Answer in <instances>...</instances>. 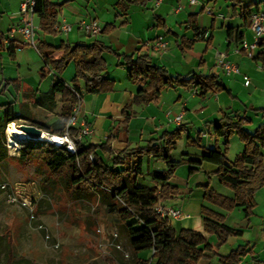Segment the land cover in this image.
I'll use <instances>...</instances> for the list:
<instances>
[{"label":"crops","instance_id":"crops-1","mask_svg":"<svg viewBox=\"0 0 264 264\" xmlns=\"http://www.w3.org/2000/svg\"><path fill=\"white\" fill-rule=\"evenodd\" d=\"M48 1L57 10L55 26L66 24L70 30L68 32L53 30L55 34L47 35L42 32L41 21L34 14L35 46L39 43H45L51 47H58L61 44L91 45L97 41L110 49L109 52L102 54V58L107 67L106 77L113 82L112 90L100 93L91 92L89 85L85 82L79 83L81 106L76 115L74 127H80L82 123H85L89 128L90 135L83 137L81 141L84 146L101 145L108 137L114 135V139L110 142V149L112 155H116L126 146L134 147L138 145H133L136 142L141 143L157 138L162 132L174 130L179 125L183 130V136V132L191 123H196V118L202 128L194 138L189 136L187 139L197 145H195L197 153H185L184 161L199 162L201 148H221L223 140L212 136V123L223 115L230 117L236 115L246 121L245 130L249 133H252L257 126L264 125V63L261 55L264 51V40L252 51L243 49L244 45L249 46L253 43V34L243 18V9L252 6L257 11L261 10L264 8V0H236L235 2L197 0L196 5H189L188 0H161L158 5L155 0ZM21 2L22 0H0V58L6 53L11 61L17 59L18 53L27 51L26 47L29 46L20 33L13 32L21 26L19 13ZM35 18L37 22L34 21ZM91 22H97L101 31L110 26L113 29L108 33H99L98 36L91 37L81 27L82 23ZM228 30L232 32L231 35L227 34ZM49 37L53 42L54 40L58 42H48ZM159 43H164L166 47L158 48ZM139 49H141L140 53L149 56L153 65L162 67L170 75L196 78L214 76L216 82L220 83L226 91L216 94L209 93L200 97L198 89L174 86L164 89L157 102L135 106L131 101L138 91V86L129 80L126 68L118 64H123L121 56H135ZM33 50L40 59L41 65L38 70L43 76L44 73H48V68L45 67L36 48ZM219 56L224 61L236 65L240 74L226 76L215 61ZM109 68H112L111 72ZM74 71V65L70 63L61 75V79L62 77L67 78L62 79L65 84H71ZM3 82L0 85V95H3L5 90H9L10 86L13 87L16 95L17 91L23 90L21 103H16L15 99L8 102L14 105L17 114L23 112L28 120L30 119L20 121L28 125L34 122L48 126L57 120L61 112L60 95H55L53 108L47 111L33 105V102L49 88L41 93L35 90L38 93L35 94L31 87L22 85L21 88L18 79H3ZM194 91L197 93L193 94ZM196 98L199 99L197 102ZM16 104H18V109H16ZM189 105H191L190 108ZM33 109L49 115V122H40L35 119L32 115ZM179 114L182 119L177 125L172 121ZM173 125L175 128L171 129ZM144 136L148 139H143ZM94 137L97 142L91 140ZM86 139L90 141L85 142ZM233 139L238 138L232 136L229 139V150L232 148ZM239 143L235 146L238 150L236 155L243 151V144L240 141ZM97 153L101 159H105L100 152ZM262 154L264 155V149ZM192 155L194 158H191ZM146 160L145 174L148 176V181L147 185L143 186L149 187L151 186L150 173L163 169L155 167L157 164L152 159ZM232 160L227 161L230 163ZM197 167L198 173L211 174L215 177L213 175L216 169L214 166L203 162ZM191 176L186 182L187 185H190ZM211 180L210 177V182ZM196 182L197 186H201L206 181L200 176ZM254 200L256 206L248 219L245 218L242 208H235L231 212H225L216 207L208 209L221 215L226 227L241 231L240 236L228 238L220 248L215 246L213 236H207V241L216 256H225L239 246L247 245L251 252L243 258L241 264H264V225L262 223L264 187L256 192ZM107 203H109V197ZM185 204L184 201L182 208ZM184 208L181 209L182 211L179 210L182 217L178 220H170L171 223H178L182 229L202 232V216L199 207L195 211V217L185 212ZM194 208L196 210V207ZM136 257L143 260L148 259L143 253H139ZM132 264H135L133 255ZM197 264L217 263L216 258H212L210 261L202 259Z\"/></svg>","mask_w":264,"mask_h":264},{"label":"trees","instance_id":"trees-1","mask_svg":"<svg viewBox=\"0 0 264 264\" xmlns=\"http://www.w3.org/2000/svg\"><path fill=\"white\" fill-rule=\"evenodd\" d=\"M256 11L252 6L243 9V18L249 26L250 17ZM56 12V7L48 0H37L34 14L41 21L43 33L55 34L53 27L57 23ZM112 29V26L105 27L100 33H108ZM227 34L231 35L232 32L228 30ZM35 48L45 67L53 73V78L49 90L40 94L33 105L51 111L54 97L58 94L61 97V112L52 125L44 126L34 122L31 124L50 136L63 137L67 131L69 138L75 139L80 127L66 129V126L72 119L73 108L77 102L75 93L81 95L79 83L85 82L91 92L112 90L113 82L106 77L107 67L102 58V54L110 49L97 41L91 45L61 44L58 47L39 43ZM140 52L141 49L136 51L135 56H121L123 64H118L126 68L129 80L138 86L131 101L135 106L157 102L164 89L174 86L198 89L200 97L226 91L216 82L214 76H173L162 67L153 65L149 56ZM261 55L263 60L264 51ZM70 63L74 65L75 71L71 84L67 85L62 81L61 75ZM20 120L27 121L28 117L23 112L17 114L12 103L0 105V161L7 157L5 150L1 152L4 130ZM246 125L247 122L236 115H223L212 123V136L223 140L221 148H201L200 161H189L187 164L190 166L189 175L196 171L195 167L200 163L214 166L216 169L213 175L220 185L232 192V197L219 195L205 186L203 199L225 212L242 208L245 218L248 219L256 206L254 195L264 187V125L257 126L252 133L245 130ZM182 131L179 125L142 145L126 146L116 155H112L110 149L114 135L98 146L75 143L73 154L64 147L55 148L48 142L29 140L20 149L19 157L39 159L52 175H59L63 189L70 196L90 191L106 194L109 197L107 212L114 214L123 226L135 264H197L202 259L210 261L212 258H216L217 264H241L243 258L251 252L247 245L239 246L225 256H216L207 241V236H213L215 246L220 248L228 238L241 235V231L226 227L221 215L202 207V232L191 229L177 232L170 220L161 219L155 214L154 210L159 204L176 199L178 195L177 187L170 183L177 166L176 162L171 161L170 155L176 148V142L182 138ZM232 136H236L243 144V151L229 163L226 153ZM187 143L196 145L189 139ZM97 152L105 159H101ZM145 158L164 166L163 170L150 173L149 187L137 186L138 179L143 177L142 166ZM262 223L264 225V217ZM146 251L151 253L149 259L136 257ZM4 264H13L12 255L9 253Z\"/></svg>","mask_w":264,"mask_h":264},{"label":"rangeland","instance_id":"rangeland-1","mask_svg":"<svg viewBox=\"0 0 264 264\" xmlns=\"http://www.w3.org/2000/svg\"><path fill=\"white\" fill-rule=\"evenodd\" d=\"M34 21L37 22L36 18ZM48 39L50 43L58 42H53L51 37ZM26 48L27 51L17 54L15 61H11L6 53L2 55L0 85L4 83L3 79H18L21 88L26 85L31 87L35 94L46 92L53 75L49 70L43 76L40 75L38 69L41 62L38 55L32 47ZM111 69H108L109 72ZM22 97V89L17 91L16 95L10 86L9 90L0 95V105L14 99L16 103H21ZM197 100L199 99L196 98L195 101ZM32 115L40 122L46 123L50 119L49 115L34 109ZM195 121L197 124H188L190 126L183 132L182 138L176 142V148L171 152L170 159L176 162L177 166L170 183L177 187L178 195L176 199L163 205L176 210L185 207V212L193 217L196 216L198 207L199 210L202 206L207 210L214 208L203 199L205 186L219 195L232 196V192L220 185L215 177L198 173V170L191 174L190 185L186 184L190 176V166L184 161L185 153H197L196 147L187 143V137L194 138L202 128L198 119L195 118ZM11 125L17 129L19 125L28 124L17 121ZM8 127L4 130L1 149V152L5 150L7 157L0 161V264H4L8 253L12 255L13 264H132V254L124 228L114 214L107 212L108 197L98 191L70 196L63 189L59 175H52L39 159L19 157L20 149L28 141L19 143L17 147L10 146ZM174 128V125L171 126V129ZM143 139L148 138L144 136ZM91 140L97 142L95 137ZM135 144L142 145L144 142H136L133 145ZM231 144L230 150L227 146V160L234 159L238 151L235 146L240 143L238 139H233ZM155 164V167L164 169L162 164ZM146 169L145 158L142 166L143 177L138 179L137 186L147 185ZM200 176L204 177L206 182L197 186L196 179ZM184 201L186 204L182 208ZM172 225L177 232L182 229L178 223L173 222ZM142 253L144 257L150 258V252Z\"/></svg>","mask_w":264,"mask_h":264},{"label":"built area","instance_id":"built-area-1","mask_svg":"<svg viewBox=\"0 0 264 264\" xmlns=\"http://www.w3.org/2000/svg\"><path fill=\"white\" fill-rule=\"evenodd\" d=\"M36 2L37 0H22L20 4V11H19L20 17H21V21H20L21 26L17 30H13V32L20 33L26 39L27 45L31 46L32 48H35V45H34L35 30H34V25H33V16H34V8L36 6ZM160 2L161 0H155L156 5H158ZM188 3L189 5H196L198 4V1L188 0ZM207 13L209 14L210 11L208 10ZM81 27L85 31V33L91 37H96L100 33V27L97 22L82 23ZM53 30L56 32H60V31L68 32L70 28L66 24H61L60 26H55ZM250 30L253 34V43L249 46H246V45L243 46V49L247 51L254 50L258 46V44L262 42V40H264V8L256 11L255 13L251 15ZM165 47L166 46L164 43L158 44V48L164 49ZM215 61L226 76L240 74V70L236 65L224 61L221 56L216 58ZM263 63H264V59H263ZM196 93L197 91L193 92V94H196ZM75 96H76L77 102H76L75 107L73 108L72 119L67 124L66 129L74 126L76 115L80 111L81 95L75 93ZM181 119H182V116L181 114H179L174 117L172 122L178 125L180 124ZM90 133L91 132L89 128L86 126V124L82 123L80 126V132L77 134L75 139H70L66 131L63 137L51 136V139H55V140L65 139L66 140L60 146H56L53 142H49V141L47 142L52 144L55 148L64 147V149L67 152L73 154L75 153V143L81 142L82 138L90 135ZM154 211H155V214L161 219L178 220L182 217V214L179 210L173 209L171 207L163 206L161 204H159L155 208Z\"/></svg>","mask_w":264,"mask_h":264},{"label":"bare ground","instance_id":"bare-ground-1","mask_svg":"<svg viewBox=\"0 0 264 264\" xmlns=\"http://www.w3.org/2000/svg\"><path fill=\"white\" fill-rule=\"evenodd\" d=\"M7 136H8V142L10 146L17 147L19 143H23L24 141L29 140L30 138L13 127L11 124L8 127L7 130ZM39 141H49L53 142L56 146H60L63 142H65V139L62 140H55L51 139V136L47 135L46 133L42 132L41 135L38 138Z\"/></svg>","mask_w":264,"mask_h":264},{"label":"water","instance_id":"water-1","mask_svg":"<svg viewBox=\"0 0 264 264\" xmlns=\"http://www.w3.org/2000/svg\"><path fill=\"white\" fill-rule=\"evenodd\" d=\"M17 129L27 135L31 141H39L38 138L41 135V131L32 125H19ZM27 140V141H29ZM25 142V141H24ZM47 142V141H44Z\"/></svg>","mask_w":264,"mask_h":264}]
</instances>
